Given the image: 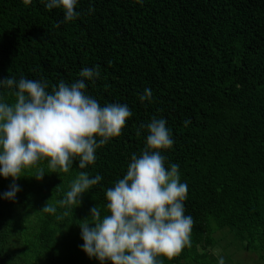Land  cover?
<instances>
[{"label":"trees","instance_id":"1","mask_svg":"<svg viewBox=\"0 0 264 264\" xmlns=\"http://www.w3.org/2000/svg\"><path fill=\"white\" fill-rule=\"evenodd\" d=\"M76 10L77 19L61 23L63 9L48 10L45 0H0V80H43L51 92L98 67L100 77L85 80L86 94L102 107L131 109L122 134L96 150L95 164L80 169L76 158L68 172L73 180L81 171L103 177L84 193L83 220L97 205L106 214V190L126 175L132 155L142 154L148 132L138 136L139 126L164 118L174 144L162 155L166 166L179 165L194 225L191 247L159 259L216 264L204 250L223 229L238 247L264 257V0H78ZM146 88L153 97L142 103ZM16 90L0 87V98L12 104ZM38 164L42 180L35 178L40 169L24 170L20 195L0 200V224L13 227V207L30 210L38 217L32 245L46 264H97L77 243L55 236L73 209L58 205L70 189L57 185L47 159ZM47 202L56 214L41 211ZM3 241L0 232V264H7Z\"/></svg>","mask_w":264,"mask_h":264},{"label":"clouds","instance_id":"2","mask_svg":"<svg viewBox=\"0 0 264 264\" xmlns=\"http://www.w3.org/2000/svg\"><path fill=\"white\" fill-rule=\"evenodd\" d=\"M32 2L23 0L25 6ZM77 4L78 0H45L48 10L63 9L61 23L79 17ZM79 76L71 84L61 80L51 92L43 80L17 81L11 76L0 80V87L17 89L14 103L0 98V175L13 179L9 191L3 193L4 199L15 200L21 190L15 181L40 161L47 159L53 172L68 173L79 158L78 167L85 169L95 164L98 148L122 134L132 116L131 109L121 104L102 107L86 94L85 80L98 79V67H85ZM152 97V90L146 88L139 99L151 102ZM190 123L184 122L186 127ZM145 128L148 135L142 154H133L126 175L106 190V214L94 206L90 218L78 224L84 241L82 250L101 264H163L159 257L171 260L191 247L194 220L185 215L184 206L188 185L180 180L179 165L166 166L162 155L174 144L171 130L166 119L156 117L147 125L142 123L137 135ZM44 175L40 169L35 178L42 180ZM102 179L99 174L92 177L81 171L58 205L80 206L82 195ZM41 211L54 215L57 206L47 202ZM67 215L66 211L57 219ZM218 264H225L223 257Z\"/></svg>","mask_w":264,"mask_h":264},{"label":"rangeland","instance_id":"3","mask_svg":"<svg viewBox=\"0 0 264 264\" xmlns=\"http://www.w3.org/2000/svg\"><path fill=\"white\" fill-rule=\"evenodd\" d=\"M42 166L39 164L31 169H26L29 172H37ZM26 171V172H27ZM26 175V174H25ZM29 177V176H28ZM57 180V185L66 184L70 189L73 181L72 173H63L60 171L54 172V177ZM22 182V179L15 181L17 185ZM13 184V179L8 177L5 179L0 175V200L3 199V193L9 191L10 185ZM20 195V191L16 196ZM87 204L85 195H82V203L80 206H73L72 212L60 223V231L56 233V237L64 238L66 242L73 241L79 246L84 244L81 236V228L79 221H83V216L86 212L84 210ZM10 222L13 227L4 229L0 224V232L4 237L3 249L9 256L7 264H46L43 256L37 253L36 248L32 245L31 235L34 232L38 217L30 210H25L21 207H13ZM212 242L205 246V253L208 259L214 260L218 264L219 258L223 257L225 264H264V257H260L254 253L245 251L240 245L238 247L231 240V235L227 230H218L210 235ZM242 245H245L242 243ZM8 260V259H7ZM97 264H101L98 260ZM106 264H111L110 261Z\"/></svg>","mask_w":264,"mask_h":264}]
</instances>
